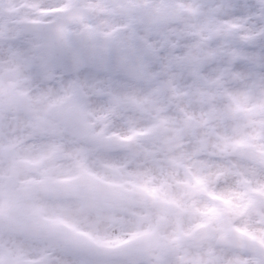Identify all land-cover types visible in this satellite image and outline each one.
<instances>
[{"label": "flooded vegetation", "instance_id": "flooded-vegetation-1", "mask_svg": "<svg viewBox=\"0 0 264 264\" xmlns=\"http://www.w3.org/2000/svg\"><path fill=\"white\" fill-rule=\"evenodd\" d=\"M197 2L0 0V81L6 87L0 99V258H42L20 246L38 241L47 246L51 235L55 239L56 233L68 231L53 218L41 222V216L79 212L88 180L94 182L88 193L115 199L104 207L100 201L103 212L127 214L139 224L136 215L147 220L155 211L160 229L165 216L176 212V226L180 208L150 205V198L169 200L173 191L163 183L153 192L149 174H136L134 168L160 167L164 174L166 167H175L171 173L192 182L197 154L176 155L197 147L200 125L210 131L226 129L231 115L253 114L258 121L251 145L264 153V59L243 47L214 43L219 33L210 18L198 15ZM61 11L62 18L50 25H32L47 24ZM165 34L175 48L160 45L164 50L159 56L133 54L132 44L139 46L142 37L150 35L159 45ZM237 87L244 103L239 110L231 103ZM68 98L75 105L59 111ZM252 99L254 106L247 110ZM4 100L10 104L7 114ZM67 116L75 127L64 124ZM245 146L237 147L242 158ZM183 166L187 168L181 170ZM193 195L192 190L180 192L192 212ZM119 198L130 199V207H118ZM10 216L21 221L3 222ZM32 216L40 223L30 222ZM255 230L241 232L252 239L250 248L224 247L237 264H264V233ZM194 234L181 242L194 241ZM129 236L138 240L140 234L134 229ZM210 236L212 230L206 229L195 239ZM66 237L70 241L69 232ZM195 244H188L193 257L176 246L177 264H213V245L204 241L206 253L199 258ZM91 246L89 251H96ZM102 256L90 255L89 260ZM106 256L96 264H120L117 256ZM135 257L137 264H162L158 255Z\"/></svg>", "mask_w": 264, "mask_h": 264}, {"label": "rangeland", "instance_id": "rangeland-1", "mask_svg": "<svg viewBox=\"0 0 264 264\" xmlns=\"http://www.w3.org/2000/svg\"><path fill=\"white\" fill-rule=\"evenodd\" d=\"M1 61V57H0ZM1 73V71H0ZM6 92V87L0 81V93ZM231 101H235V104L240 106L241 104V93L239 87L231 91ZM244 106V103L241 104ZM254 106V99L245 105L247 110ZM10 105L6 103L2 106L5 114L9 111ZM249 115V114H246ZM251 115V114H250ZM253 116V114H252ZM248 118L247 120H251ZM258 120V119H257ZM241 121L239 119H230V123L227 124L226 129L222 126L216 128L214 131H210L208 127H201L198 129L197 133V143L204 144L207 150H202L200 144L196 146H191L188 151L183 150L182 153L177 152L176 157H188L190 152L197 154V166H195L196 174H194V180L191 183H186V188L182 187L185 179L180 176L179 173L174 175L171 173L174 168H165V173H162L160 167H141L134 168L136 174H140L147 177L149 174L150 189L153 192H157L160 184L166 183L168 185V190L173 191L172 196H169V200L180 207L181 216L177 217V225L175 226L174 218L176 212L172 214H167L164 220V229H159L155 226V219L157 212L152 211L150 218L147 220L142 219L140 215H136L139 218V224L135 220H129V215L118 213L116 215H109L99 209V200L105 202L115 203V199L112 198L111 194L107 196L111 198L100 199L99 197L92 196L87 192L90 186L94 183L86 181V188L82 195L84 204L82 205L79 212L76 213H62L58 215L41 216L43 219L41 222L51 223L49 218H54L55 221L66 223L70 230V233L83 234V239L88 244L94 246L95 253H99L101 249L108 247L112 243H116L118 246H125L126 252L124 254L117 256L120 264H137L135 255H142L146 260H149L151 256L158 255L162 260V264L167 263L171 260V264H177L175 258L176 246L182 245L183 254L193 257L191 247H185L190 243H198L199 252L194 254L203 258L205 248L202 243L204 241L218 244V238L221 231L224 229H233L237 232H242L247 228L257 230L258 233H264V172L259 168H253L249 166L248 163L244 161L241 157L232 158L233 162L229 163L223 160V153L221 150L226 152H237V147L244 146L243 144H252L255 139L256 133V120L252 119V124L246 125L245 128L239 126L238 123ZM237 124L238 133L233 131V126ZM225 127V126H224ZM215 146L213 147V145ZM211 147L218 149L213 150ZM197 148V149H195ZM195 149V150H193ZM193 150V151H192ZM183 168H187L183 166ZM182 170V169H181ZM174 172V171H173ZM219 173L225 175L224 182L215 183V176ZM166 175V176H165ZM196 179V181H195ZM263 185V188L260 186ZM197 186V187H196ZM204 188L209 195L213 198L212 207L218 214H215L214 210L210 212L209 216L207 214V206L203 200L195 199L194 209L192 213V208L189 209L185 200L180 196L181 191L194 190L196 188ZM157 194V193H155ZM248 196V197H247ZM151 199V198H150ZM130 199L124 198L118 200V207H130ZM226 209V210H225ZM118 218V219H117ZM21 219V217H20ZM33 221H37L33 216L31 217ZM209 220V221H208ZM209 226L202 229L203 226ZM204 224V225H203ZM203 225V226H202ZM136 229L139 232L140 237L138 240L132 239L129 233ZM210 229L212 230V236L205 237L203 239H195L199 236L202 231ZM255 230V231H256ZM195 233L192 237L194 241H187L182 243V238H187L188 235ZM65 233L61 235H56L55 239L52 238L49 245L44 246L42 241H38L35 246H20L26 253H30V250L35 251L34 253L40 254L44 252L45 248L55 249L54 259L62 257L65 251L69 250L71 255H90L95 254L94 252L86 251V249L81 250L80 248L68 246L66 242ZM62 240L63 246L60 241ZM184 241V239H183ZM59 243L58 246L51 245L52 243ZM46 253V252H44ZM70 264H77V262L71 261L69 258L65 259ZM213 261H217L215 264H237L233 255L222 249L213 248ZM60 260L57 264H69ZM159 264V263H157Z\"/></svg>", "mask_w": 264, "mask_h": 264}, {"label": "snow or ice", "instance_id": "snow-or-ice-1", "mask_svg": "<svg viewBox=\"0 0 264 264\" xmlns=\"http://www.w3.org/2000/svg\"><path fill=\"white\" fill-rule=\"evenodd\" d=\"M194 7L199 16L210 18L211 27L219 33L214 43L220 47H243L264 59V0H198ZM152 39L148 35L141 38L139 46L133 43V54L159 56L164 50L160 45L176 47L166 34L159 45Z\"/></svg>", "mask_w": 264, "mask_h": 264}, {"label": "water", "instance_id": "water-1", "mask_svg": "<svg viewBox=\"0 0 264 264\" xmlns=\"http://www.w3.org/2000/svg\"><path fill=\"white\" fill-rule=\"evenodd\" d=\"M160 205H164L163 203H159ZM224 238H229V235L228 234H225L224 235Z\"/></svg>", "mask_w": 264, "mask_h": 264}]
</instances>
